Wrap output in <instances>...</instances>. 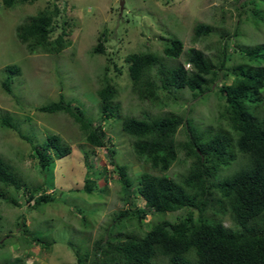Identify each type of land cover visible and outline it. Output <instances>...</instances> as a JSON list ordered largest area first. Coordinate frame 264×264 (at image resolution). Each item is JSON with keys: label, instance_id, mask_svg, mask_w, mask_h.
Masks as SVG:
<instances>
[{"label": "rangeland", "instance_id": "1", "mask_svg": "<svg viewBox=\"0 0 264 264\" xmlns=\"http://www.w3.org/2000/svg\"><path fill=\"white\" fill-rule=\"evenodd\" d=\"M120 1L33 0L7 8L0 0V118L7 117L16 127L0 123V157L23 178L19 192L11 190L19 205L0 199V264H13L15 257L22 259L17 264H78L74 250L91 253L97 239H124L129 232L141 233L151 227L154 212L144 206L138 194L131 197L132 204L123 198L117 169L111 162L125 164L131 176L142 171L159 173L134 154L131 139L121 129L122 117L171 112L192 118L202 130L228 129L219 116L223 100L218 99L216 86L229 84L231 71L226 78L220 71L209 90L196 95L186 88L171 93L159 88V99L150 103L138 99L132 91L125 57L145 51L162 56L163 47L178 37L183 52L172 64L183 62L187 50L193 47L202 50L214 64L225 48L226 68L247 62L240 55V46L264 43V22L253 16L252 10L257 7L264 12V0H122V7ZM40 11L50 18L49 38H62L64 47L59 53H28L16 37V26ZM199 23L210 25L209 33L196 36ZM9 64L21 69L19 75L11 77V93L1 86L4 67ZM188 66L185 64V68ZM106 85L116 90L113 103L117 107L110 116L104 115L98 95ZM60 94L79 107L94 126H103L109 139H105L104 147L88 144L71 116L38 110L56 101ZM19 133L33 144H42L48 134H58L70 145L71 153L53 157L46 170L40 171L31 143ZM186 139L182 124L175 140L182 143ZM108 148L114 149L112 157ZM189 163L190 158L181 150L164 174L178 179ZM240 164L232 163L219 176L235 171ZM86 179L99 187L85 192ZM39 185L46 189L48 201L31 209L33 200L26 202L23 190ZM125 209L146 210L141 228L133 215L118 216ZM186 212L166 216L176 220ZM221 218L226 226H234L228 213ZM34 235L53 241L45 245L31 240Z\"/></svg>", "mask_w": 264, "mask_h": 264}, {"label": "trees", "instance_id": "2", "mask_svg": "<svg viewBox=\"0 0 264 264\" xmlns=\"http://www.w3.org/2000/svg\"><path fill=\"white\" fill-rule=\"evenodd\" d=\"M23 1L33 0H2V4L11 8ZM252 10L253 16L264 22V12L257 7ZM49 30L50 18L45 11H40L18 24L15 34L28 53H59L64 47L62 38L50 39ZM210 30V25L199 23L195 35H206ZM182 52L183 42L173 37L163 47L162 56L150 51L126 55L132 91L138 99L150 103L159 99V88L169 93L186 88L196 95L198 91L209 90L220 71L223 70V78L231 71V82L216 86L217 97L223 100L219 116L228 129L202 130L192 118L171 112L122 117L121 129L131 139L134 154L159 173L142 171L131 176L125 164H116L113 159L111 162L116 166L123 198L132 204L131 197L140 195L144 206L154 212L152 225L141 233L129 232L124 239H97L91 253L74 250L78 264H87L90 258L89 264H154L159 260L164 264H264V43L240 46V55L247 62L232 68L225 67V48L216 64L194 47L187 50L183 62L172 64ZM185 64H189V68H185ZM20 71L16 64L4 67L1 86L7 93L12 92V75H19ZM115 94L116 90L109 85L98 91L105 116H110L117 107L113 103ZM38 110L71 116L88 144L105 146L108 137L103 126L100 123L94 126L82 110L72 106L62 94ZM0 123L16 128L7 117H1ZM182 124L187 139L180 143L175 135ZM19 134L31 143L40 171L46 170L53 157L62 158L71 153L70 145L58 134H48L42 144H33L29 137ZM181 150L190 158V163L186 172L174 179L164 172L178 159ZM108 152L112 157L114 149L108 148ZM234 162L241 163L239 168L220 177ZM22 179L13 166L0 157V199L19 205L11 190L19 192L23 187ZM97 184L86 179L83 189L91 193L99 187ZM23 192L26 202L33 200L31 209L48 201L43 185L26 187ZM37 192L40 194L36 197ZM180 210L187 212L176 220L166 216ZM226 213L234 226L223 223L221 216ZM126 214L133 215L141 228L145 209H125L118 216ZM31 240L45 245L53 241L35 235ZM20 260L15 257L13 264Z\"/></svg>", "mask_w": 264, "mask_h": 264}, {"label": "water", "instance_id": "3", "mask_svg": "<svg viewBox=\"0 0 264 264\" xmlns=\"http://www.w3.org/2000/svg\"><path fill=\"white\" fill-rule=\"evenodd\" d=\"M120 6L122 7V0L120 1Z\"/></svg>", "mask_w": 264, "mask_h": 264}, {"label": "clouds", "instance_id": "4", "mask_svg": "<svg viewBox=\"0 0 264 264\" xmlns=\"http://www.w3.org/2000/svg\"><path fill=\"white\" fill-rule=\"evenodd\" d=\"M189 65V64H188ZM189 67V66H188Z\"/></svg>", "mask_w": 264, "mask_h": 264}]
</instances>
